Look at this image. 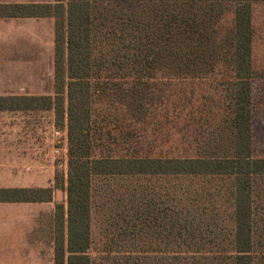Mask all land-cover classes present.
<instances>
[{
    "label": "trees",
    "instance_id": "trees-1",
    "mask_svg": "<svg viewBox=\"0 0 264 264\" xmlns=\"http://www.w3.org/2000/svg\"><path fill=\"white\" fill-rule=\"evenodd\" d=\"M257 3L264 0H53L0 5V18L54 21V97H0V112L53 110L56 118L66 120V209L55 206L53 264H95L89 254L95 178L153 182L113 193V206L129 209L104 225L105 255L126 257L124 264H146L141 258L146 256H167L163 264H201L198 257L217 255H228L231 264H253L254 198L256 192L264 193V185L260 186L264 159L255 158L252 148V8ZM94 52L101 59H95ZM219 65L231 72L230 115L224 139L220 136L208 147L213 153L196 159L92 158V96L117 88L111 84L115 80H125L114 78L113 72L152 77L160 68L172 77L200 79ZM100 72L105 78L98 84ZM134 80L130 88L138 89L142 78ZM191 179H217L221 185L212 193L202 186L184 188L182 181ZM57 189L55 185L0 190V203H48ZM211 199H223L231 209L228 240L211 234L224 229L218 224L221 220L211 217L217 207ZM206 201L213 212L203 207ZM194 230L200 234L193 236ZM222 244L229 249L208 250Z\"/></svg>",
    "mask_w": 264,
    "mask_h": 264
},
{
    "label": "rangeland",
    "instance_id": "rangeland-1",
    "mask_svg": "<svg viewBox=\"0 0 264 264\" xmlns=\"http://www.w3.org/2000/svg\"><path fill=\"white\" fill-rule=\"evenodd\" d=\"M52 2L53 0H0V5ZM252 25L254 31L252 42L254 71L252 148L255 158L264 159V3L253 5ZM97 52H94L93 56L99 60L101 55ZM0 62H2L0 65V97H54V21L36 18H0ZM114 73L117 75L114 78L125 80H115L111 84L117 85V88L100 94L94 92L92 96L90 141L93 159H196L213 153L214 151L209 150L208 147H212L213 141H216L218 137L221 136L224 139L225 123L230 115V94L227 87L231 81L229 68L219 65L214 73L200 79L172 77L160 68L152 77L150 73L139 75L135 71ZM149 76L150 79H148ZM96 77L99 78L98 84H100L101 79L105 78V73L100 72ZM139 77L142 81L138 89L130 88L133 83H136L134 79ZM92 84L97 89L98 84L96 85L95 82ZM121 84L122 88L119 87ZM0 122L16 127L14 130L9 129L8 138L23 133L26 141H30L29 145L34 146V151H28L22 149L23 147L20 149V142L15 146V142L8 140L10 144L7 153L11 156L27 153L33 157V152L37 154L38 145L36 143L48 136L47 133L52 123L60 129L66 128L65 118H56L53 110L0 112ZM65 153L68 163V139ZM228 154L229 152L225 155ZM41 166H45V169L39 170L41 182H38L41 187H48L50 184L52 188L55 185L60 189L66 187L63 175L56 171L50 163H43ZM15 178L17 177H9L11 180L8 184H15ZM161 182V185L165 183L163 179L160 180ZM182 182L186 189H196L202 186L203 189L207 188L209 193L221 185V180L217 179H191ZM148 184L153 185V182L146 183L137 179L119 178L94 179L89 254L95 260V264L125 263L126 257L104 254L106 252L103 245L105 235L102 232L104 225L112 222L110 220H118L119 215L128 212L129 209L113 206L111 198L115 192L119 193L130 187L132 189L146 187ZM263 185L260 184V186ZM189 196L192 198L193 193ZM61 197L63 195L60 192L59 202H64ZM191 200L193 205L198 202ZM211 202L217 206L216 214L211 210V203L206 201L203 207L213 212L211 217L214 214V219L221 220L218 224L224 227L223 230L220 228L213 230L211 234L228 240V234L231 232L228 227L231 224V209L223 199H211ZM254 205L256 223L252 259L253 264H264V239L261 237L264 236V225L260 220L264 221L263 191L258 194L256 192ZM54 212L55 207L52 204L51 228H49L47 219H42L38 228L41 233L43 250H48V235L51 231L53 233ZM193 212H191L192 215ZM44 214L47 215L43 213L42 217ZM203 220L206 221L204 218ZM34 228L37 231V225ZM194 231L193 236L200 234L199 230ZM223 244L216 248L208 247V250L223 252L229 249V246ZM141 258L147 260L146 264H163V259L167 256ZM198 258H201V264H231V257L228 255ZM183 259L186 262L190 261L189 257Z\"/></svg>",
    "mask_w": 264,
    "mask_h": 264
},
{
    "label": "crops",
    "instance_id": "crops-1",
    "mask_svg": "<svg viewBox=\"0 0 264 264\" xmlns=\"http://www.w3.org/2000/svg\"><path fill=\"white\" fill-rule=\"evenodd\" d=\"M10 128L14 130L16 127L0 122V190L52 189L51 184L41 187L38 182L41 180L39 172L45 169V166H41L44 162L34 152L33 157L27 153L18 156L7 153L10 144L8 140L15 142V146L20 142V149L23 147L24 150L34 151V146L29 145L30 141H26L23 133L8 138ZM12 176L17 177L15 184H8L11 180L9 177ZM60 192L64 202H59ZM52 204L54 207L62 205L66 209L64 189L53 190L52 200L48 203H0V264H53L52 231L47 239L48 250H43L41 233L38 230L42 219H47L51 228ZM43 213L47 215L42 217Z\"/></svg>",
    "mask_w": 264,
    "mask_h": 264
},
{
    "label": "built area",
    "instance_id": "built-area-1",
    "mask_svg": "<svg viewBox=\"0 0 264 264\" xmlns=\"http://www.w3.org/2000/svg\"><path fill=\"white\" fill-rule=\"evenodd\" d=\"M48 136L40 139L36 156L44 163H50L56 171L63 175V179L67 177V156L65 147L67 144V130L60 129L54 123L49 127Z\"/></svg>",
    "mask_w": 264,
    "mask_h": 264
}]
</instances>
